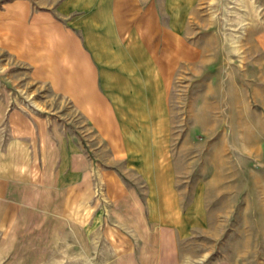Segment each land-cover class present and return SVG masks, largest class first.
<instances>
[{"label":"crops","instance_id":"1","mask_svg":"<svg viewBox=\"0 0 264 264\" xmlns=\"http://www.w3.org/2000/svg\"><path fill=\"white\" fill-rule=\"evenodd\" d=\"M185 17L178 7L169 11V0H0V47L31 62L34 79L83 119L9 111L0 145V231L42 224L51 232L56 225L71 264L73 255L81 264H121L136 257L139 239L145 256L147 234L137 227L153 222L147 210L155 204L99 161L165 158L168 72L199 58ZM167 187L161 205L180 208L178 191ZM164 217L178 225L185 218L179 211ZM176 256L167 250L170 264Z\"/></svg>","mask_w":264,"mask_h":264},{"label":"rangeland","instance_id":"2","mask_svg":"<svg viewBox=\"0 0 264 264\" xmlns=\"http://www.w3.org/2000/svg\"><path fill=\"white\" fill-rule=\"evenodd\" d=\"M177 7L186 11V39L199 58L168 72L165 158L99 161L133 184L146 205L155 204L147 210L153 222L137 227L147 234L145 256L139 239L136 257L121 264H170L168 249H175L177 264H264V0H169V11ZM66 107L34 79L31 62L0 47V145L11 109H26L30 119L83 121ZM169 184L180 208L161 205ZM168 211H179L184 222H162ZM53 226L51 232L42 224L0 231V264H71ZM80 259L73 255L72 264Z\"/></svg>","mask_w":264,"mask_h":264}]
</instances>
